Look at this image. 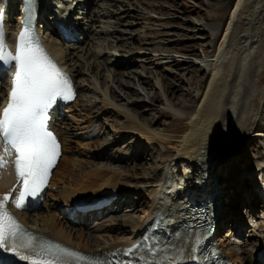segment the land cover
<instances>
[{
  "label": "rangeland",
  "instance_id": "obj_1",
  "mask_svg": "<svg viewBox=\"0 0 264 264\" xmlns=\"http://www.w3.org/2000/svg\"><path fill=\"white\" fill-rule=\"evenodd\" d=\"M235 1L72 0L73 14L81 23L77 24L79 36L62 47L66 48L65 66L73 71L79 92L70 106L65 105L70 107V113L62 122L65 121L72 138L71 156L76 162L128 175L132 183L137 181L142 185L143 190L134 194V197L140 195L141 202L126 201L118 213L134 217L143 215L142 208L148 202L146 192L155 184L152 181L160 178L175 156L174 146L191 132L189 121L202 102L214 68L201 67L195 61L207 58L212 62L218 49L223 48V36ZM211 21L219 24L215 31L219 33L216 43L212 39L215 32L201 30L194 24ZM241 37L243 35H238L234 45L226 48L228 57L234 52L244 55ZM259 38L251 45L250 54L258 50ZM118 62L121 64L115 71L113 68ZM263 88L256 130L264 132ZM102 101L107 102L106 106ZM71 116L82 123L83 126H79L82 130L76 129ZM87 120L99 125L98 134L93 137H87L88 131L81 132L85 131ZM132 121L147 130L163 133L167 140L143 138L138 132L129 130L135 124ZM225 164L230 169V180L234 181V188L228 192L236 190V195L243 190L246 197L248 192L238 179L241 177L239 171L244 166L246 169L253 165L264 167V136L251 137L244 142L238 154L230 156ZM140 165L145 168L148 165L151 172L143 171ZM231 173L235 177H231ZM60 187L61 183L57 182L50 190L53 196ZM49 198L46 202L52 203ZM245 200L250 213L244 212V200L229 204V217L218 230L219 237L222 236L219 241L226 249L236 251V264H244L245 257L250 260L248 264H259L250 259L259 244L258 239L247 235L251 227L245 222L259 226L264 220L260 218V209L252 206L251 197ZM64 211L52 203L48 214L67 219ZM237 216L244 222V231L238 236L231 233L227 237L225 230L237 228L241 223L238 220L231 225L234 223L232 217ZM89 222L88 218L84 221L85 224ZM122 231L119 235L127 237L128 230Z\"/></svg>",
  "mask_w": 264,
  "mask_h": 264
},
{
  "label": "bare ground",
  "instance_id": "obj_2",
  "mask_svg": "<svg viewBox=\"0 0 264 264\" xmlns=\"http://www.w3.org/2000/svg\"><path fill=\"white\" fill-rule=\"evenodd\" d=\"M17 6V4H14L12 7V14L18 9ZM263 7L264 0H236L232 11H230V20L226 27V33L223 36V48L218 49L214 58L211 59L212 62L207 58L201 59L205 67L211 66L214 68L202 102L189 121L192 127L191 132L185 135L177 146H174L176 154L173 156L175 158L173 161L175 162V166H171V168L167 167L164 172L169 178L168 182L162 185L160 183L162 180L159 179L146 192L148 202H144L146 206L142 208L141 212H143V215L141 217H134L130 214L123 215L120 212L118 213L107 208L86 213L84 216L81 213V220L74 218L70 222L65 218H56L52 214H48L52 203L58 204V207L61 209L64 208L62 205L65 206L68 212L71 213L70 211L73 210L72 208H74V203L77 200L91 204V198H96L99 201L104 200L111 196V191L114 193L122 192L123 196H126L129 190L133 194L143 190L142 185L138 184L137 181H133L132 183L128 175L115 174L109 170L97 167L92 168V165L82 166L72 158V138L67 132L68 128L64 124L65 121L62 122L61 118L56 116L57 112L65 107L64 102H59L52 113L55 118H50L49 128L54 130L53 118V120H57L60 123L59 127L56 128L55 126V128L62 145V154L51 172L47 189H42L36 196L30 198L22 209L16 208L14 200H11L10 206L14 208L12 211H14L20 222L50 237L55 245L59 247L74 245L78 248L79 252H87L89 250L106 252L120 249L127 247L126 245L138 243L141 239L140 230L145 229L152 217L154 218L157 214L161 215L160 221L161 224H164V229L179 225L182 218L176 212L179 211L180 207V203L178 202H181L178 200L184 198V181L191 178H194L197 183L203 182V184L208 186L215 185L221 199L225 198V202H222V208L218 212V228L222 227L221 225L224 220L229 217L230 213H228L227 209L231 201L244 200L242 202L246 214L249 206L247 201L245 202V198L248 196L254 197L251 194L255 193L258 184L254 185V181L256 180L252 181L253 190L249 192L246 188L249 192V195L245 194L246 197L243 190H239L236 195H234L236 190L229 193L228 191L234 188V181L229 178L230 169L228 170L225 162L230 156L238 154L244 142L248 141L251 137L264 136L263 131L256 130V119L261 106V94L263 93L261 88L264 87V10L261 11ZM53 19L56 21L55 17ZM17 23L14 24L12 16L8 17L6 38L8 42L12 43L11 52H14L13 44L18 34L17 32L15 33ZM245 24L247 25L245 26ZM198 28L201 30L218 31L219 24L212 21L201 22ZM52 29L56 30L54 25H52ZM58 34L59 31L52 32V35L57 36ZM240 34L243 35L240 45L242 51H244V55L234 52L233 55L228 57L226 48L228 49L229 46H233ZM258 37H260L258 39L260 42L258 50L250 54L251 45ZM41 40L42 42L45 41L43 44L47 50V54L49 56L52 55L58 65H60V62L65 65V47H62V45L57 47L54 43H47L48 41L43 39L42 36ZM10 62L15 64L13 61ZM120 64L121 62H118L113 70L116 71L117 66ZM14 68L11 67L9 69L12 73L11 80L14 77ZM70 80H74L72 76ZM106 104L107 102L104 106ZM71 120L75 122L76 127L83 126L80 121L74 119L72 116ZM132 122L135 123V121ZM85 129L91 136H94L98 134L99 125L88 120ZM78 130L82 129L79 128ZM129 130L138 132L145 139L167 140L164 138L163 133L154 132L152 131L153 129L150 131L149 128L148 131L145 127H140L136 123ZM12 155L13 152L11 155L6 153L5 145L0 141V156H3L6 161L5 166L0 168V192H10L15 182L11 178L10 161ZM147 167L149 166L147 165ZM247 168L244 166L239 171L241 177H238V179L240 178L243 187L246 186V183L245 185L243 184L245 182L244 177L248 176V172L252 170L255 172L261 169L258 165L247 166ZM233 176L234 174L231 173V177ZM57 182L61 183V187L57 190L56 195L53 196L50 190L55 188ZM192 186L193 184H189L187 186L188 190H191ZM17 192L18 186L15 188L13 194L16 195ZM46 194L48 197H51L49 199L52 203L46 201L43 203L38 202V196L44 198ZM127 198L128 200H132L134 199V195L132 197L129 195ZM137 201L141 202L140 199ZM64 210L66 211L65 208ZM90 214H93V216L96 214L99 217L91 218L90 224L85 225L83 221ZM232 219L234 225L239 220V217H232ZM79 221H82V224ZM262 227L264 228V222L260 227L261 232L257 233V239L262 238L264 242ZM123 229L129 231L130 234L127 237L119 235L123 232ZM180 244H182L181 241L178 245ZM222 248L230 259H234L233 256L238 255L236 251L226 249L225 247ZM258 249L264 250V244L259 243L256 251ZM256 262L262 264L261 261Z\"/></svg>",
  "mask_w": 264,
  "mask_h": 264
},
{
  "label": "snow or ice",
  "instance_id": "obj_3",
  "mask_svg": "<svg viewBox=\"0 0 264 264\" xmlns=\"http://www.w3.org/2000/svg\"><path fill=\"white\" fill-rule=\"evenodd\" d=\"M24 13L25 22L34 15L33 0H25ZM0 61L15 62L8 103L0 111V141L7 154L15 153L12 164L22 185L13 202L16 208L22 209L27 197L36 196L42 190L59 155L57 138L48 129L49 110L58 98L72 99L73 89L66 75L35 42L34 33L26 28H22L19 34L13 55L7 51L0 25ZM5 164L4 157L0 156V168ZM11 196L12 193H7L0 199V250L13 253L26 264H68L64 257L82 258L66 248L56 246L53 250L51 246L35 242V238L27 234L7 211L6 203ZM139 247L133 244L128 251ZM154 251V248L150 249L149 254ZM180 251L183 253L182 249ZM180 259H184L182 254L173 258L172 264ZM188 259H195V256ZM154 264H160V261L156 260Z\"/></svg>",
  "mask_w": 264,
  "mask_h": 264
}]
</instances>
